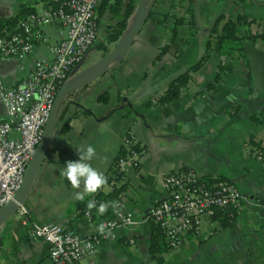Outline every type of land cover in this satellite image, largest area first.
<instances>
[{
    "label": "crops",
    "instance_id": "crops-1",
    "mask_svg": "<svg viewBox=\"0 0 264 264\" xmlns=\"http://www.w3.org/2000/svg\"><path fill=\"white\" fill-rule=\"evenodd\" d=\"M56 1L0 0V18L17 14L23 4L39 12L63 0ZM99 7L97 41L68 81L79 77L103 55L96 44L105 42L106 32L115 20L106 7L108 18L101 35ZM193 7L198 31L180 57L173 56L180 46L176 39L164 58L154 60L169 36L157 21L146 19L123 58L60 102L48 150L22 205L32 221L57 223L67 231L97 238L96 250L80 264H264V158H258L254 149L246 146L250 136L264 143L262 44L245 40L246 61H237L235 69L225 74L215 88L205 90L219 62L215 46L193 80L173 100H155L173 78L201 56L208 31L219 15L242 14L264 21V0H193ZM166 9V2H155V11ZM33 34L34 47L29 55L22 59L0 57V80L4 85L25 78L36 59L50 61L51 47L66 30L54 20L35 28ZM115 43L106 45L111 49ZM6 117L0 106V119ZM128 134L140 149L138 166L128 170L116 187L123 185L118 194L121 209L140 222L116 229L112 237L99 238L97 229L103 219L93 217L86 207L88 200L96 202L94 195L76 201L78 190L60 173L67 161L79 160L75 147L90 144L96 150L90 163L108 178L107 187L101 191L111 192V166ZM187 168L199 177L234 183L247 201L240 209H232L236 212L233 217L216 208L203 218L197 234H188L177 249L160 246L158 258H154L150 249L156 224L147 217V211L168 195L163 175ZM86 210L90 219L84 214ZM0 264H53L49 245L31 237L15 213L0 224Z\"/></svg>",
    "mask_w": 264,
    "mask_h": 264
},
{
    "label": "built area",
    "instance_id": "built-area-1",
    "mask_svg": "<svg viewBox=\"0 0 264 264\" xmlns=\"http://www.w3.org/2000/svg\"><path fill=\"white\" fill-rule=\"evenodd\" d=\"M100 3L101 0H63L59 5L28 13L12 29L0 33V57L22 59L33 50L35 28L57 20L66 30L65 36L51 47L50 61L36 59L29 74L13 85H4L0 80V106L7 115L0 119V208L13 199L22 183L59 87L68 82L71 69L97 41L96 14ZM135 144L131 134L124 137L125 154L116 157L111 166V190L128 170L137 168L140 152ZM162 184L168 195L149 207L147 217L156 224L170 250L180 247L188 234H197L203 218L212 215L216 208L238 210L247 201L234 183L201 178L191 168L164 174ZM117 202L119 207L112 210V218L102 221L111 227L104 235L98 232L99 238L112 237L116 229L140 222ZM15 214L31 237L49 245L53 264H80L96 250L95 236H82L53 222L32 221L22 204ZM84 214L91 218L88 210ZM129 219L135 223H128Z\"/></svg>",
    "mask_w": 264,
    "mask_h": 264
},
{
    "label": "trees",
    "instance_id": "trees-1",
    "mask_svg": "<svg viewBox=\"0 0 264 264\" xmlns=\"http://www.w3.org/2000/svg\"><path fill=\"white\" fill-rule=\"evenodd\" d=\"M61 0H57L58 3ZM156 1H163L167 3L166 11H155L154 5ZM243 3L246 0H238ZM137 0H101L99 10L109 9L111 17L115 20L106 32L105 42L100 41L96 44L97 48L101 49L103 54L108 52L106 44L113 43L118 40L122 35V32L128 24V20L132 16ZM33 12V7L23 4L20 11L7 18H0V33H4L12 29L18 22V20L28 13ZM147 19L155 20L161 24L169 36L168 42L159 48V53L154 57V60L164 58L166 53L170 49V44L174 40H180V46L173 51L175 58L180 57L183 52V48L187 46L195 37L198 27L194 20V7L193 0H150L148 6ZM251 39L258 41L262 44L264 50V21L258 19L248 18L242 14L236 15H219L213 23V26L208 31L205 48L201 56L192 64H190L183 72L173 78L167 88L156 97V101L159 103H165L173 100L181 91L186 87L190 81L193 80L194 75L203 67L208 58L211 56L214 47L216 46L219 56V62L217 64L216 73L211 82L205 86V90H211L216 87L219 80L227 73L233 71L237 61H246V54L243 42ZM166 65V61L163 62ZM106 99L105 95H102ZM233 110L235 109L232 108ZM254 119H257L254 116ZM262 140L253 136L248 137L246 146L252 151L256 152L257 156L264 158V143ZM135 148L140 152L139 147L135 144ZM125 154V150L121 148L119 155ZM208 180H220L214 178L201 177ZM123 185L114 188L111 192L105 193L99 191L94 195L96 208L89 210L93 217L100 219L112 218L111 206L105 214H98L97 209L101 203H108L118 201V194L122 191ZM223 214L233 217L236 213L230 207L220 208ZM230 218L229 216H227ZM228 221V219H227ZM224 224V223H223ZM159 238V240H158ZM158 240L160 243H155ZM160 246H163L165 250H170L164 237L155 226L152 233L151 253L154 258H158L160 252Z\"/></svg>",
    "mask_w": 264,
    "mask_h": 264
},
{
    "label": "water",
    "instance_id": "water-1",
    "mask_svg": "<svg viewBox=\"0 0 264 264\" xmlns=\"http://www.w3.org/2000/svg\"><path fill=\"white\" fill-rule=\"evenodd\" d=\"M149 3L150 0H137L135 10L130 17L132 23L129 22V25L126 26L123 36L116 41L114 46L109 49L108 52L94 61L79 77L68 81L59 87L49 117L43 127L42 136L36 147L34 158L26 168L22 183L15 192L13 199L9 200L0 208V224L10 218L17 211L18 206L23 204L26 199L34 177L48 150L55 122L57 120L60 102H62L68 95L91 84L94 80L111 69L118 60L125 56L147 19ZM83 61L84 58L71 69L69 73L70 76L76 72Z\"/></svg>",
    "mask_w": 264,
    "mask_h": 264
},
{
    "label": "clouds",
    "instance_id": "clouds-1",
    "mask_svg": "<svg viewBox=\"0 0 264 264\" xmlns=\"http://www.w3.org/2000/svg\"><path fill=\"white\" fill-rule=\"evenodd\" d=\"M75 148L79 155V160L67 161L66 166L60 174L70 182L74 189L78 190L75 193V200L83 202L87 196H93L99 191L105 189L108 185V178L90 163V161L96 156V150L92 145H80ZM109 206L114 210L119 207L118 202H111L110 205L108 203H101L97 209L98 214H105ZM86 207L89 210L96 208L94 200H88ZM128 223L135 222L129 219ZM109 227L111 226L101 223L97 230L104 235L106 229Z\"/></svg>",
    "mask_w": 264,
    "mask_h": 264
},
{
    "label": "rangeland",
    "instance_id": "rangeland-1",
    "mask_svg": "<svg viewBox=\"0 0 264 264\" xmlns=\"http://www.w3.org/2000/svg\"><path fill=\"white\" fill-rule=\"evenodd\" d=\"M107 18L108 17H107L106 11L104 9H102L101 15H100V19H99V27H100L101 35L103 34V30L102 29L104 27V24H105V21H106Z\"/></svg>",
    "mask_w": 264,
    "mask_h": 264
},
{
    "label": "bare ground",
    "instance_id": "bare-ground-1",
    "mask_svg": "<svg viewBox=\"0 0 264 264\" xmlns=\"http://www.w3.org/2000/svg\"><path fill=\"white\" fill-rule=\"evenodd\" d=\"M130 22L132 23V21H130ZM131 23H130V24H131Z\"/></svg>",
    "mask_w": 264,
    "mask_h": 264
}]
</instances>
